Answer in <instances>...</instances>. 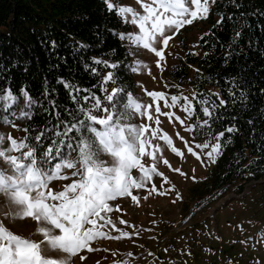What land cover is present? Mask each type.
Listing matches in <instances>:
<instances>
[{
	"label": "snow or ice",
	"instance_id": "1",
	"mask_svg": "<svg viewBox=\"0 0 264 264\" xmlns=\"http://www.w3.org/2000/svg\"><path fill=\"white\" fill-rule=\"evenodd\" d=\"M101 2L106 11L115 12L125 23H131L138 29L136 33L118 34L120 40H127L135 45L132 54L142 47L159 58L155 63L157 68H161L165 49L171 46L170 41L186 25L207 19L211 5L217 0H136L139 10L132 6L117 5L113 0ZM229 3L240 7L236 0H229ZM244 15L240 14L241 19ZM223 19L224 14L221 13V19L214 27L219 26ZM209 34L204 33L200 39L203 40ZM241 35L242 32L237 31L234 42ZM52 43L54 47L55 41ZM80 47L84 48L86 45L81 44ZM234 54L232 51L226 52L225 64ZM92 59L95 64H103L108 69H117L119 66L118 63H109L107 60L95 57ZM133 65L132 72L146 67L139 60L134 61ZM85 68H88L87 64ZM90 71L100 75L95 67ZM58 82L69 90V100L75 107L71 109L66 106L61 112L59 104L50 100V108H46L45 112L51 111L52 116L45 125L36 129L31 125L21 129L15 122L17 118L29 121L33 119L30 109L36 101L29 93L24 89L20 90L25 98V108L29 110L21 109L19 113H13L11 108L18 102V97L10 89H0V101H3L0 104V109L3 110L0 122L25 133L23 137L15 138L10 132H0V264H75L77 261L83 264L87 259L85 251H98L93 242L104 238L121 240L130 237L128 231L116 229L119 235L112 236L103 229L107 225L116 227V221L110 214L120 211L117 200L130 198L139 203L135 194L138 190L149 189L148 195L143 197L145 200L156 190L154 176L163 177L167 182V177L158 171V163L162 160L169 168L171 165L167 159L158 156L161 145L154 141H163L172 153L181 158L184 155L174 146L173 139L167 133L159 134L160 116L171 118L173 115L162 112L159 101H164L165 107H171L183 100L187 119L196 112L188 97L173 95L169 104L164 93L145 90L146 95L152 98V103L145 105L118 85L117 76L111 70L103 74L91 88H81L63 79ZM109 83L114 85L110 90ZM226 84L229 85L228 96L231 103L235 105L238 101H243L246 106L248 96L243 90L240 77L226 78ZM260 91L264 94V89ZM47 95L46 89L45 96ZM196 95L198 94L194 93L193 98ZM153 104L154 112L158 115L153 114ZM198 104L204 119L197 117L196 125L186 126V131L191 132L194 127H211L226 118L229 101L222 97L221 92L209 91ZM222 109L225 111L221 112ZM137 114L146 117L148 121H154L158 127L153 128L148 123H132V118ZM176 119L184 124L179 116ZM231 119L235 121L237 117L232 116ZM248 123L251 124L252 121L249 120ZM238 131L233 123L214 135L215 144H196V148L210 147L204 153L207 163H204L201 155L179 133L176 136L184 142L187 153L201 160L202 166L207 167L217 163L224 148L232 142L231 136L227 140L223 139L225 132L234 134ZM102 156L109 159H101ZM148 158L151 159V164L146 165L144 161ZM134 170L137 175H133ZM172 171L186 175L180 168ZM192 179L195 181V176ZM69 180L71 182L65 183L59 191L50 187L53 182ZM177 198H180L179 194ZM29 219L36 224L31 236L41 237L40 239L16 234L5 224V221L15 223ZM118 222L122 225L127 223L122 219ZM126 255L133 256L132 253ZM119 264H128V261L123 260Z\"/></svg>",
	"mask_w": 264,
	"mask_h": 264
},
{
	"label": "trees",
	"instance_id": "2",
	"mask_svg": "<svg viewBox=\"0 0 264 264\" xmlns=\"http://www.w3.org/2000/svg\"><path fill=\"white\" fill-rule=\"evenodd\" d=\"M236 2L239 8L229 0H217L211 5L208 27L200 37L204 33L210 34L203 40L198 38L200 53L185 52L165 72L169 81L187 82L198 94L192 102L195 115L201 120L204 117L199 112L198 101L209 91H219L229 101L226 118L211 127H194L195 137L210 138L233 123L239 129L234 134L225 132L223 139L231 136L232 142L224 148L217 163L210 164L203 177L188 187V197L195 203L208 200L209 196L218 198L228 190L241 192L249 181L264 178V94L260 91L264 89V0ZM221 13L224 14L223 22L214 27L221 19ZM241 13L245 14L243 19ZM230 16L233 18L229 19ZM127 29L128 23L115 12L106 11L101 0H0V89H10L18 97L11 111L29 110L25 108L21 89L36 101L30 109L33 113L31 121L16 119L23 128L31 125L36 129L49 121L52 112H45V109L50 108V100L59 104L61 112L66 106L74 109L69 90L58 82L61 79L81 88H91L111 70L117 76L118 85L133 93L132 64L125 40H120L118 35ZM237 31L242 35L234 42ZM81 44L86 47L81 48ZM228 51L235 54L225 64ZM93 57L119 66L117 69L105 68L103 64H95ZM86 64L88 68H85ZM93 67L100 75L90 71ZM232 77H240L248 96L246 106L243 101L231 103L226 78ZM109 86L114 85L109 83ZM232 116L237 119L232 121ZM196 123L197 120H193L191 125ZM190 214L183 215L174 226ZM183 228L186 226L179 233ZM174 239L171 233L163 243Z\"/></svg>",
	"mask_w": 264,
	"mask_h": 264
},
{
	"label": "rangeland",
	"instance_id": "3",
	"mask_svg": "<svg viewBox=\"0 0 264 264\" xmlns=\"http://www.w3.org/2000/svg\"><path fill=\"white\" fill-rule=\"evenodd\" d=\"M113 2L139 10L136 0H113ZM206 27H208L207 19L194 21L192 25H186L181 29L170 41L171 46L165 49V59L161 61L163 70L157 68L155 61L159 58L154 53L141 47L133 55L135 45L125 40L132 66L136 60L146 65L137 72H132L135 83V90L132 94L139 102L145 105L152 103V98L146 95V91L164 93L169 104H171L170 97L173 95H183L193 100L194 90L191 85L187 82L169 81L165 72L185 52L200 53L198 38ZM137 31L134 25L128 23L125 33H136ZM108 88L110 90L111 86ZM159 104L162 112L173 113L171 118L160 116L159 134L167 133L173 139L174 146L183 152V158L172 153L163 141L158 139L154 141L161 145V152L158 156L167 159L171 165L169 168L163 164L162 160L158 163V171L167 177V182L163 177L154 176L153 182L156 190L146 200L143 197L148 195L149 189L138 190L135 194L139 198V203L131 201L130 198L117 200L116 204L120 205V211L110 214L116 221V227L107 225L103 231L117 236L119 232L116 229H120L128 231L131 234L130 237H124L121 240L104 238L93 242V246L98 251L92 253L85 251L84 255L87 259L83 264H119L123 260H127L128 264H264V178L249 181L241 192L228 190L218 198L211 199L209 196L208 200L201 203L190 200L188 187L203 177L210 164L204 167L201 160L187 153L184 142L176 136V133L188 141L193 150L201 155L204 163H207L204 153L209 151L210 147L196 148V144L211 145L216 141L213 138L214 135L210 138H198L194 136L193 131L185 130V127L191 125L193 120H197V116L194 113L191 118L186 119L188 114L183 110V100L171 107H165L164 101H159ZM154 108L155 104H153V114L158 115L154 112ZM2 114L3 110L0 109V115ZM177 116L184 120V124L176 119ZM15 122L23 129L21 123L17 120ZM131 122L148 123L153 128L158 127L154 121H148L146 117H141L139 114L133 117ZM0 132H10L15 138H20L24 134L23 131L14 130L2 122H0ZM101 159L108 160L109 158L102 156ZM144 162L146 165L151 164V159L148 158ZM174 168H180L186 175L172 171ZM133 175H137L135 170ZM193 176L196 178L195 181L192 179ZM70 182V180L56 181L50 187L59 191L65 183ZM177 194L180 198H177ZM223 196L226 198L223 199L224 202H220ZM205 199H207L206 196ZM190 212L189 216L174 226L176 221ZM120 219L127 223L120 224L118 222ZM5 224L16 234L32 239L41 238L31 236L36 224L30 219L15 223L5 221ZM184 226L186 228L179 233ZM171 233L174 234L175 239L163 243V240L169 239ZM127 253H132L133 256L129 257ZM75 264H80V262L77 261Z\"/></svg>",
	"mask_w": 264,
	"mask_h": 264
},
{
	"label": "water",
	"instance_id": "4",
	"mask_svg": "<svg viewBox=\"0 0 264 264\" xmlns=\"http://www.w3.org/2000/svg\"><path fill=\"white\" fill-rule=\"evenodd\" d=\"M229 194H232V193H229ZM227 196L230 197L229 195H227ZM224 198H226V197L223 196V198L220 199V202H222ZM223 202H224V201H223ZM217 207H218V205L216 206V208H217Z\"/></svg>",
	"mask_w": 264,
	"mask_h": 264
}]
</instances>
